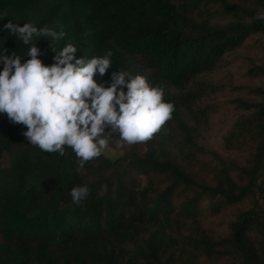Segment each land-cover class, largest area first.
<instances>
[{
    "label": "trees",
    "instance_id": "trees-1",
    "mask_svg": "<svg viewBox=\"0 0 264 264\" xmlns=\"http://www.w3.org/2000/svg\"><path fill=\"white\" fill-rule=\"evenodd\" d=\"M5 11L7 55L24 62L31 47L3 28L9 20L63 31L57 50L72 43L76 58L112 52L98 82L107 86L119 70L141 74L175 111L140 148L83 166L70 148L60 155L31 145L26 128L0 114V264H264V85L249 89L258 101L231 100L247 113L222 148L246 153L244 164L197 142L215 110L207 99L220 90L202 76L250 36H264L255 18L264 0H0ZM35 42L43 63H53L51 39ZM85 185L87 199L73 204L69 190ZM240 204L225 235L205 223Z\"/></svg>",
    "mask_w": 264,
    "mask_h": 264
},
{
    "label": "clouds",
    "instance_id": "clouds-1",
    "mask_svg": "<svg viewBox=\"0 0 264 264\" xmlns=\"http://www.w3.org/2000/svg\"><path fill=\"white\" fill-rule=\"evenodd\" d=\"M4 17L7 11L0 13V19ZM255 18L264 20V11H258ZM3 28L31 47L24 62L21 56L0 50V114L23 125L22 135L41 151L64 155L70 148L83 166L105 153L111 137H118V148L147 143L172 119L175 105L164 99L163 88L150 85L145 76L119 70L112 73L107 86L94 79L112 67L111 51L76 58V45L54 47V41L66 35L63 31L32 23L21 26L12 20ZM34 36L53 42L50 65L39 58L41 50L32 43ZM68 194L79 206L90 193L85 185L72 187Z\"/></svg>",
    "mask_w": 264,
    "mask_h": 264
},
{
    "label": "rangeland",
    "instance_id": "rangeland-1",
    "mask_svg": "<svg viewBox=\"0 0 264 264\" xmlns=\"http://www.w3.org/2000/svg\"><path fill=\"white\" fill-rule=\"evenodd\" d=\"M222 63L219 68L202 76L203 79L206 78L215 85H220V90L213 93L207 99L208 102H214L215 110L209 116L206 126L199 128L197 142L215 150L222 157L235 158L237 162L244 164L247 154L224 151L222 148V136L240 114L247 113L246 109L237 108L231 100L235 98H241L247 101L259 100L258 95L250 92L249 89L263 87L264 72L257 71L253 68V72L249 73V68L264 65V36L259 34L250 36L242 46L226 54L223 57ZM106 131H110V129H106ZM117 140L118 137L115 136L110 138L109 148L103 156L114 159L129 152L133 146L141 147V143H138L132 146L118 148L116 147ZM5 158L1 161L3 165L7 163V159ZM206 160H209V158H206ZM238 207L243 208L245 205H232L217 215L208 216L205 223L214 232L225 235L229 230L228 222L234 219ZM233 263L234 259L232 257H223L217 262L212 261L207 264Z\"/></svg>",
    "mask_w": 264,
    "mask_h": 264
}]
</instances>
